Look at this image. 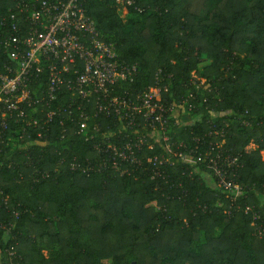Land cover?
<instances>
[{"label": "trees", "instance_id": "obj_1", "mask_svg": "<svg viewBox=\"0 0 264 264\" xmlns=\"http://www.w3.org/2000/svg\"><path fill=\"white\" fill-rule=\"evenodd\" d=\"M16 1L0 0V39ZM84 7L119 59L138 65L125 87L144 90L161 71L178 98L193 89V71L209 80L213 91L199 93L207 100L195 111L184 106L170 135L190 143L208 130V119L228 122L226 148L238 164L232 177L244 193L219 199L206 175L182 176L179 159L160 188L141 170L71 171L57 165V151L86 163L96 157L93 141L77 135L76 124L63 140L56 126L49 141L32 148L39 171L57 165L49 176L19 148L0 152V162L17 164L0 171L7 197L0 198V264H264V0H85ZM7 60L0 50V73ZM44 85L41 79L29 88ZM113 126L107 119L101 129ZM163 204L170 218L157 210Z\"/></svg>", "mask_w": 264, "mask_h": 264}, {"label": "built area", "instance_id": "obj_2", "mask_svg": "<svg viewBox=\"0 0 264 264\" xmlns=\"http://www.w3.org/2000/svg\"><path fill=\"white\" fill-rule=\"evenodd\" d=\"M116 1L120 6L134 3ZM84 2L16 1L10 22L5 23L7 33L0 39V50L8 58L0 73V152L8 144L19 148L28 159L26 163L44 176L56 172L57 165L82 173L113 171L131 175L146 171L157 188L168 182V167L179 159L182 176L194 172L206 175L219 191V199L236 200L244 190L232 177L238 164L237 156L226 148L228 122L220 126L213 118L208 119V130L192 137L190 143L170 135L171 127L180 124L184 106L195 111L207 100L205 95L199 98V93L213 91L209 80L192 74L193 89L178 98L172 96L168 84H163L161 71L156 73L155 84L144 90L125 87L137 79L139 67L119 59L115 44L104 39ZM41 79H45L44 87L32 91L30 83ZM107 119L114 126L103 131L101 126ZM71 124L78 126L75 133L83 135L85 142L93 141L96 157L80 163L77 156L57 151V165L39 171L33 163L32 148L49 141L56 126L58 137L66 139ZM4 167L17 164L0 162V171ZM182 184L181 190L185 191ZM0 198L7 202L2 191ZM157 210L170 218L166 204Z\"/></svg>", "mask_w": 264, "mask_h": 264}, {"label": "rangeland", "instance_id": "obj_3", "mask_svg": "<svg viewBox=\"0 0 264 264\" xmlns=\"http://www.w3.org/2000/svg\"><path fill=\"white\" fill-rule=\"evenodd\" d=\"M208 62H203V63H201L200 65H199V68L201 69L205 64H207ZM192 74H195L196 76H199V74H197L196 73V71H193V73ZM252 145V144H251ZM253 147H254V145H252ZM261 154H262V157H263V159H264V150L261 152Z\"/></svg>", "mask_w": 264, "mask_h": 264}]
</instances>
